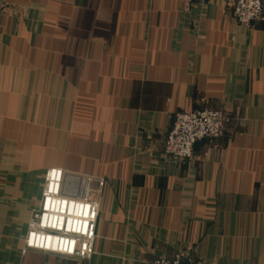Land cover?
<instances>
[{"label":"crops","instance_id":"obj_1","mask_svg":"<svg viewBox=\"0 0 264 264\" xmlns=\"http://www.w3.org/2000/svg\"><path fill=\"white\" fill-rule=\"evenodd\" d=\"M209 108L224 136L166 157L168 116ZM53 168L104 181L88 261L21 255ZM177 253L264 264V11L244 29L231 0H0V264Z\"/></svg>","mask_w":264,"mask_h":264},{"label":"built area","instance_id":"obj_2","mask_svg":"<svg viewBox=\"0 0 264 264\" xmlns=\"http://www.w3.org/2000/svg\"><path fill=\"white\" fill-rule=\"evenodd\" d=\"M185 7L189 8L194 1L200 4H207L209 0H182ZM263 3L261 0H231V13L237 25L244 29H249L263 17ZM169 128L165 135L162 152L166 157L184 162L193 155L194 146L204 140L214 141L224 136L229 124V116L221 109H203L188 112L174 113L168 116ZM57 176L54 182V189L51 191L50 185L53 173ZM65 174L60 169H49L45 173L44 187L42 190L39 207L32 214L28 224V231L24 238V245L21 249V255L28 251L42 252L57 255L66 258H77L82 261H88L93 255V242L95 239V225L98 216L97 196L104 181L101 179L92 180L86 177H78L77 187H73L81 197L71 198L58 192L61 185L60 176ZM77 177V176H76ZM82 179V180H81ZM62 187V185H61ZM79 190V191H78ZM60 195V197L58 196ZM48 197V198H47ZM49 197H58L56 204L64 205L67 199H74L80 207H87V216L82 218L76 215H66L64 212L52 214L45 205ZM62 198V199H61ZM66 198V199H65ZM64 199V200H63ZM68 202L67 209L69 208ZM53 204L50 208L52 209ZM50 215L46 220L45 215ZM51 215H53L51 220ZM67 216L69 218H67ZM76 218V219H75ZM73 223H72V220ZM77 220V224L76 221ZM35 234V242L38 237L45 241V245L34 243L31 240ZM52 239L56 241V247L46 246V242ZM139 264H195L189 257L182 254H176L171 259H155L149 263Z\"/></svg>","mask_w":264,"mask_h":264},{"label":"bare ground","instance_id":"obj_3","mask_svg":"<svg viewBox=\"0 0 264 264\" xmlns=\"http://www.w3.org/2000/svg\"><path fill=\"white\" fill-rule=\"evenodd\" d=\"M56 176H57V173L56 172H54L53 173V175L51 176L52 177V182H51V185H50V190L51 191H53V190H55L54 189V182H55V179H56ZM60 178H61V185H62V187H61V185L57 188L58 189V192H60L61 191V193H62V195H65V196H69V197H71V198H76L77 196L78 197H81V195H79V193L76 191V190H74L73 189V187H77V183H79V178L78 177H74V176H71V175H67V174H62L61 176H60ZM82 180V179H81ZM82 183H83V181H81ZM80 182V183H81ZM75 187V188H76ZM77 189H78V187H77ZM79 191V190H78ZM59 197H60V195H58ZM48 198V197H47ZM57 199H59L58 197H49V200L47 199V202H46V205H45V207H46V209L48 210L49 208L47 207V203L48 202H50V206H51V204H54L55 205V207H57L58 205L60 206V204L58 203V204H56V201H57ZM62 199V198H61ZM66 199V198H65ZM64 200V199H63ZM74 199H67L66 200V202L64 203V205H62V206H60V209H59V211H56V210H52L53 209V206H52V209L50 208L49 210H51L52 211V214L53 213H55L56 212V216H58L59 214V212H64V216H66V215H71L70 217H72L73 215H76V216H78L79 215V217L80 218H82L83 216H87V207H80L79 206V204H77V206L75 207L74 205H76V203L77 202H75V201H73ZM68 202H71V204H69V208L67 209V206H68ZM48 210V211H49ZM58 214V215H57ZM49 216L50 215H48V214H46L45 215V219L47 220L48 218H49ZM52 217H53V215H51V220H52ZM67 218H69L68 216H67ZM76 219V218H75ZM72 220V219H71ZM73 221L74 220H72V223H73ZM76 222V224H77V220L75 221ZM35 234L33 235V239L31 240V242H32V244H34V243H37V244H40V242H42L41 243V245L42 246H44L45 245V241H44V239H43V241H41V238L40 237H38V239H37V241L35 242ZM56 241H53L52 239H50L49 241H47L46 242V246H48L49 248L50 247H56Z\"/></svg>","mask_w":264,"mask_h":264},{"label":"rangeland","instance_id":"obj_4","mask_svg":"<svg viewBox=\"0 0 264 264\" xmlns=\"http://www.w3.org/2000/svg\"><path fill=\"white\" fill-rule=\"evenodd\" d=\"M44 177H45V176H44ZM79 182H80V181H79ZM43 187H44V181H43ZM43 187H42V190H43ZM41 194H42V192H41ZM177 254H181V253H177ZM174 256H175V255H174ZM174 256H173V257H174ZM173 257H172V258H173Z\"/></svg>","mask_w":264,"mask_h":264}]
</instances>
